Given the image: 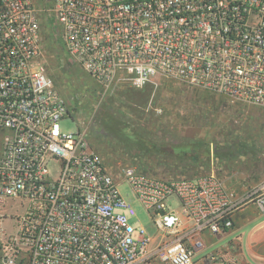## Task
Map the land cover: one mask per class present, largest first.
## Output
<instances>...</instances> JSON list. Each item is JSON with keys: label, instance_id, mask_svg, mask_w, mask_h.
<instances>
[{"label": "built area", "instance_id": "1", "mask_svg": "<svg viewBox=\"0 0 264 264\" xmlns=\"http://www.w3.org/2000/svg\"><path fill=\"white\" fill-rule=\"evenodd\" d=\"M45 21L104 85L164 76L264 108V0H0V264L217 261L196 260L202 235L233 228L247 204L264 213V186L237 194L214 172L163 178L133 166L115 176L85 129H62L75 117L41 60ZM123 183L158 243L144 226L134 238Z\"/></svg>", "mask_w": 264, "mask_h": 264}, {"label": "rangeland", "instance_id": "2", "mask_svg": "<svg viewBox=\"0 0 264 264\" xmlns=\"http://www.w3.org/2000/svg\"><path fill=\"white\" fill-rule=\"evenodd\" d=\"M41 60L78 122L63 119V131L74 132L78 125L85 129L115 176L133 166L163 178L214 172L237 194L264 186L263 107L164 76L142 88L99 83L68 59L49 21ZM119 189L137 212L130 216L134 238L144 226L158 243L153 219L131 187L123 183ZM170 204L178 208L176 199ZM214 249L199 251L196 260ZM259 249L264 256V235Z\"/></svg>", "mask_w": 264, "mask_h": 264}, {"label": "crops", "instance_id": "3", "mask_svg": "<svg viewBox=\"0 0 264 264\" xmlns=\"http://www.w3.org/2000/svg\"><path fill=\"white\" fill-rule=\"evenodd\" d=\"M263 231L264 213L256 204H247L236 214L233 228L219 234L207 232L202 235L206 248L215 247L205 256L218 257L217 261L208 260L207 264H221L222 259L238 260L239 264H264V256L259 249Z\"/></svg>", "mask_w": 264, "mask_h": 264}]
</instances>
